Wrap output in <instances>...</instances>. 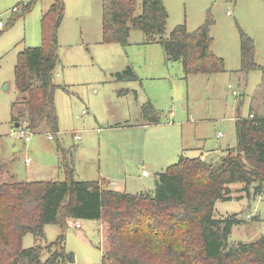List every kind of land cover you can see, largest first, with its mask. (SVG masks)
<instances>
[{
    "label": "rangeland",
    "instance_id": "rangeland-1",
    "mask_svg": "<svg viewBox=\"0 0 264 264\" xmlns=\"http://www.w3.org/2000/svg\"><path fill=\"white\" fill-rule=\"evenodd\" d=\"M163 1L170 15L167 37L179 25H186L194 32L207 22L212 24L211 50L224 59L225 73L187 76L181 61L168 62L161 45L146 44L147 37L140 31L131 32L126 47L105 44L104 0H62L59 62L53 74L60 132L52 135L42 128L23 135L14 126L22 98L16 89L15 70L25 49L42 46V19L55 2L38 0L30 13L19 17L0 34V160L15 157L20 160L17 169L18 173L23 170L24 180L50 181L51 174L45 176L44 170H51L56 163L61 146L69 153L68 160L71 162L73 158L78 168L77 179L99 181V170H108L112 177L106 182L108 189L126 190L123 186L127 181V192L136 194L144 187L155 189L154 176L141 178L146 169L152 173L155 166L158 173L166 172L179 162L180 146L194 147L193 143L200 142L195 131L203 133L202 143L208 149L236 147L237 118H248L255 111L264 113V70L248 73L241 70L240 34L242 29L253 38L256 63L264 68V0ZM135 2L140 14L143 0ZM20 6L21 0H0V19L5 25L15 17L13 9ZM129 66L135 70L137 79L117 80L115 75ZM150 103L162 124L139 127L145 122L143 107ZM84 111L88 113L85 116ZM171 112L176 113L175 118L170 117ZM189 118L190 126L180 125V119L183 122ZM197 121H200L198 130ZM219 134L224 137L219 139ZM78 136L81 141L77 140ZM26 137H30L29 142ZM194 153L189 150L186 154L194 157ZM26 155L39 165L36 177L28 178L26 174L22 163ZM136 158L145 159L146 168L139 163L131 166V160ZM212 158L217 162L220 156L208 160ZM115 161L122 162L132 176L112 175ZM216 209L221 215L241 213L245 219L244 224L234 228L231 242H252L264 235V198L218 202ZM78 221L81 228L69 226L64 232L62 245L68 257L60 259L58 264H101L108 226L98 221ZM44 233L42 239L28 234L23 240L25 249L44 248L42 262L49 259L50 250L53 253L59 250L57 242L63 231L59 225H49Z\"/></svg>",
    "mask_w": 264,
    "mask_h": 264
},
{
    "label": "trees",
    "instance_id": "trees-1",
    "mask_svg": "<svg viewBox=\"0 0 264 264\" xmlns=\"http://www.w3.org/2000/svg\"><path fill=\"white\" fill-rule=\"evenodd\" d=\"M37 1L13 12L0 34ZM62 16V0H55L42 19V46L27 48L19 57L15 78L22 98L14 124H20L21 132H60L53 74ZM168 20L163 0H143L140 14L135 0H104V43L126 47L131 32L140 31L146 44L161 45L168 62L181 61L187 76L226 72L224 59L211 50L210 22L194 32L179 25L167 37ZM240 34L241 70H264L256 63L253 38L242 29ZM115 76L125 82L137 79L131 66ZM142 112L150 123H160L151 104ZM236 134L237 146L225 149L217 162L183 156L157 174L154 191L136 195L108 189L105 181H77L72 170L63 181H0V264H58L68 257L62 244L71 220L108 226L101 264H264V235L252 242H231L234 228L245 219L241 213L221 215L216 209L218 202L264 198V115L238 118ZM49 225L61 226L63 233L59 250H50L42 262L44 248L25 249L23 240L28 234L42 239Z\"/></svg>",
    "mask_w": 264,
    "mask_h": 264
},
{
    "label": "crops",
    "instance_id": "crops-1",
    "mask_svg": "<svg viewBox=\"0 0 264 264\" xmlns=\"http://www.w3.org/2000/svg\"><path fill=\"white\" fill-rule=\"evenodd\" d=\"M169 18H170V15H169ZM153 108H154V106H153ZM172 113H174L173 116H172ZM189 113L190 112L188 111V114ZM251 114L264 115V113H261L260 111L259 112H257V111L251 112ZM158 115H159V113H158ZM83 116H85L84 113H83ZM170 117L171 118H175L176 117V113L175 112H171ZM181 120L182 119H180V125H182L183 127H188V126H190L192 124V121H191L190 118L186 119L185 121L183 120V122ZM144 121L145 122L143 124H140L139 127H142V128L157 127V126H160L162 124L161 118H160V123H157V124L150 123L149 120L147 118H145V117H144ZM199 122L200 121L195 122L197 124V126H196L197 130L200 127L199 126ZM195 136H196V139L199 140L200 142L199 143H195V144L193 143L192 146L196 145L194 147H187L186 144L180 146V149H177V152H178L177 157H179V158H181L183 156L184 157H188L186 153L189 152V150H193L195 152L194 153L195 156L194 157H188V158L201 157V158H204V159H208L209 157H211V156L213 157L214 155H217V156H220V157L224 156V150L225 149H223V147H221L219 149L212 150V149H208L206 144L203 145V143H202V141H204L203 140V136H204L203 133H200L199 131H195ZM223 137H224V135H223ZM223 137H220V138L218 137V138L221 139ZM78 141H81V140H78ZM186 141H187V139H186ZM56 155H57L56 163L51 166V170H50V168H48L49 170H47L45 168V170H44L45 171V176H47V174L48 175L51 174L52 179L50 181H52V182L63 181V180L66 179V177L68 175V171L72 170V171H74L75 179L77 181H81L80 179L76 178V176H77L76 174L78 173V168L75 167L73 158L71 159V162L68 160L69 153L66 151V149H63L61 146H58V151H57ZM27 159H30V164H26V160ZM139 160L140 161H138L137 158L135 160L132 159L131 163H130V164H132L131 166H135L136 164L139 163L141 165V167L146 168L145 159L141 160L139 158ZM19 162H21V161L19 160ZM19 162L17 161L16 157L13 158V159H10L8 161L0 160V181L2 183L31 182L29 179H26V180L23 179V175H22L23 174V170L20 173H18L17 167L19 168V165H18ZM22 163L24 164L26 174L27 175L29 174L28 178L36 177L37 175H39L38 174L39 165H36L34 160L29 155L24 156V161ZM138 168L140 169V167H138ZM129 169H132V171H133V168L130 167V166H129ZM111 170H113L111 173H112V175L114 174V176H117L116 174L120 175L121 173H123V174L127 173V176H132V172L128 171L127 169H125V167H123V165H122V162L116 163V161H115L114 167L112 165V169ZM149 170H151V169L149 168ZM41 171L44 172L42 169H41ZM98 173H99V178L101 179L99 181L107 182V181H111L112 180L111 179L112 177H111V175H110L108 170L107 171L99 170ZM157 174H159V173L157 172V169L154 166V169H152V173L146 169L144 171L143 177H141V178L145 179V178H150V177L154 176V178L156 180ZM60 178H63V180H61ZM34 181L50 182L49 180H45V181L44 180H34ZM88 182H93V181L89 180ZM142 182H143V180H142ZM127 183L128 182L126 181L125 185L123 186V188L126 189V190H123L121 187H117V190H115V191L122 192V193H124V192L128 193L127 189H128L129 186L127 185ZM133 185H134V183L131 184V186H133ZM131 188H135V187H131ZM148 191H150V190H148L146 187H144L143 189H141L140 192H138L136 194L143 193V192H148ZM129 194H133V193H129ZM136 194H134V195H136ZM75 221H77L76 223H80L78 220H71V221H69L68 227L71 224H74L73 222H75Z\"/></svg>",
    "mask_w": 264,
    "mask_h": 264
},
{
    "label": "built area",
    "instance_id": "built-area-1",
    "mask_svg": "<svg viewBox=\"0 0 264 264\" xmlns=\"http://www.w3.org/2000/svg\"><path fill=\"white\" fill-rule=\"evenodd\" d=\"M28 2H30V0H21V6L20 7H16V8H14L13 9V12H18V11H20V9H21V7L23 6V5H25V4H27ZM230 13H228V15H229ZM5 27V24L3 23V21L0 19V30L1 29H3ZM229 88L231 89L232 87L231 86H229ZM233 95H238V93H236V92H233ZM87 114V112L86 111H84V115H86ZM174 115V113H172V116ZM251 118H253V116H251ZM21 132V131H20ZM21 134H26V133H24V132H21ZM219 137H223V135L222 134H219ZM26 139V142H29L30 141V137H26L25 138ZM53 138H51V140H52ZM77 140H81V138H80V136H78L77 137ZM26 164H30V159H27L26 160ZM147 175V174H146ZM70 226H73V227H77V228H81V224L80 223H76L75 225L74 224H71Z\"/></svg>",
    "mask_w": 264,
    "mask_h": 264
},
{
    "label": "water",
    "instance_id": "water-1",
    "mask_svg": "<svg viewBox=\"0 0 264 264\" xmlns=\"http://www.w3.org/2000/svg\"><path fill=\"white\" fill-rule=\"evenodd\" d=\"M14 126H15V128H17V129H20V124L17 123V124H15ZM71 260L73 261V256H72Z\"/></svg>",
    "mask_w": 264,
    "mask_h": 264
}]
</instances>
